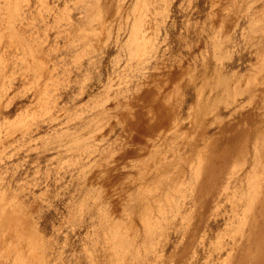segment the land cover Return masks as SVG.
Here are the masks:
<instances>
[{
	"label": "rangeland",
	"instance_id": "374dc122",
	"mask_svg": "<svg viewBox=\"0 0 264 264\" xmlns=\"http://www.w3.org/2000/svg\"><path fill=\"white\" fill-rule=\"evenodd\" d=\"M263 11L0 0V264H264Z\"/></svg>",
	"mask_w": 264,
	"mask_h": 264
},
{
	"label": "bare ground",
	"instance_id": "6f19581e",
	"mask_svg": "<svg viewBox=\"0 0 264 264\" xmlns=\"http://www.w3.org/2000/svg\"><path fill=\"white\" fill-rule=\"evenodd\" d=\"M4 1H5V0H4ZM6 3H7V2H6ZM235 3H236V2H235ZM262 3H263V2H262ZM18 4H19V3H18ZM227 4H228V3H227ZM4 5H5V4H4ZM5 6H6V5H5ZM5 6H4V7H5ZM9 6H10V5H9ZM234 6H235V5H234ZM2 8H3V7H2ZM5 8H6V7H5ZM5 8H4V9H5ZM11 9H12V8H11ZM149 9H150V8H149ZM7 10H8V9H7ZM238 10H239V8H238ZM10 11H11V10H10ZM257 11H258V10H257ZM3 12H4V11H3ZM253 13H254V12H253ZM263 13H264V11H263ZM55 14H56V13H55ZM3 15H4V14H3ZM138 17H139V16H138ZM235 19H236V18H235ZM261 20H262V19H261ZM257 21H258V20H257ZM259 21H260V20H259ZM254 22H255V21H254ZM140 28H141V27H140ZM263 31H264V30H263ZM133 34H135V33H133ZM251 35H252V34H251ZM134 38H135V37H134ZM29 39H30V38H29ZM212 42H213V41H212ZM80 49H81V48H80ZM262 51H263V50H262ZM262 54H263V53H262ZM255 56H256V55H255ZM260 57H261V55H260ZM262 58H263V57H262ZM259 59H260V58H259ZM254 60H255V59H254ZM256 60H257V59H256ZM260 61H261V60H260ZM254 62H255V61H254ZM257 63H258V62H257ZM4 65H5V64H4ZM259 69H260V68H259ZM254 73H255V72H254ZM229 79H230V78H229ZM228 81H229V80H228ZM244 82H245V81H244ZM237 83H238V82H237ZM248 85H249V84H248ZM233 87H234V86H233ZM48 93H49V92H48ZM229 94H230V93H229ZM254 94H255V93H254ZM167 95H168V94H167ZM163 97H164V96H163ZM193 101H194V100H193ZM255 108H256V107H255ZM160 112H161V111H160ZM21 121H22V120H21ZM195 127H196V126H195ZM195 137H196V136H195ZM214 138H215V137H214ZM240 146H241V145H240ZM178 147H179V146H178ZM197 152H198V151H197ZM205 153H206V152H205ZM257 153H259V152H257ZM256 157H257V156H256ZM262 157H263V156H262ZM240 158H241V157H240ZM204 160H205V159H204ZM255 161H256V160H255ZM200 168H201V167H200ZM202 168H203V167H202ZM207 168H208V167H207ZM233 168H234V167H233ZM203 169H204V168H203ZM210 170H212L211 167H210ZM200 171H201V170H199V172H200ZM221 171H222V170H221ZM221 171H219V173H220ZM189 172H190V171H189ZM194 172H195V171H194ZM197 172H198V171H196V175H197ZM210 173H211V171H210ZM212 173H213V172H212ZM254 173H255V172H254ZM212 175H213V174H212ZM212 175H211V176H212ZM247 175H248V177H247L246 175H245V176H246L247 179H248V178L250 177V176H249L250 174L247 173ZM247 179H246V180H247ZM249 179H250V178H249ZM249 179H248V180H249ZM252 180H253V179L251 178V181H252ZM212 181H213V180H212ZM251 181H250V183H251ZM258 181H259V180H258ZM252 183H253V181H252ZM255 183H256V182H255ZM187 184H188V183H187ZM180 185H181V184H180ZM210 185H211V184H210ZM257 186H258V183H257ZM263 186H264V185H263ZM263 186H262V187H263ZM248 187H249V185H248ZM262 187H261V188H262ZM85 189H86V188H85ZM88 189H89V188H88ZM200 190H202V189L200 188ZM218 190H219V189H218ZM256 190H257V189H256ZM249 191H250V190H249ZM259 191H260V190H259ZM176 192H177V191H176ZM202 194H203V193H202ZM217 194H218V193H217ZM245 194H246V193H245ZM260 195H261V194H260ZM257 197H258V196H257ZM260 198H262V197H260ZM263 198H264V197H263ZM258 199H259V198H258ZM169 200H170V199H169ZM204 200H205V199H204ZM256 201H257V200H256ZM203 202H204V201H203ZM251 202H252V201H251ZM251 202L249 201V203H251ZM145 203H146V202H145ZM195 203H196V202H195ZM245 203H246V202H245ZM249 203H248V204H249ZM249 205H250V204H249ZM148 206H149V205H148ZM261 206H262V205H261ZM246 207H248L247 204H246ZM250 207H253V206L250 205ZM250 207H249V208H250ZM249 208H248V209H249ZM262 208H263V207H262ZM193 209H194V208H193ZM254 209H255V207H254ZM167 210H168V209H167ZM250 210H251V208H250ZM250 212H251V211H250ZM260 212H261V211H260ZM183 213H184V212H183ZM190 213H191V211H190ZM247 213H248V211H247ZM261 213H263V212H261ZM148 214H149V213H148ZM186 215H187V214H186ZM190 215H191V214H190ZM190 215H189V216H190ZM253 215H254V214H252V215L250 216V218H252ZM259 216H260V215H259ZM76 218H77V217H76ZM164 218H165V217H164ZM18 219H19V218H18ZM152 219H153V218H152ZM165 219H166V218H165ZM261 219H262V218H261ZM33 220H34V219H33ZM162 220H163V219H162ZM162 220H161V221H162ZM18 221H19V220H18ZM18 221H17L16 229H14V228H13V229L15 230V233H19V234H20V233L22 232L21 235H23V229H22V226H21V224H20L21 221L19 222L20 225L18 224ZM23 221H24V220H23ZM254 221H255V219H254ZM152 222H153V221H152ZM10 223H11V222H10ZM11 225H12V224H11ZM149 225H150V224H149ZM233 225H234V224H233ZM242 225H243V224H242ZM253 225H254V224H253ZM257 225H258V224H257ZM259 225H260V224H259ZM20 226H21V227H20ZM240 227H241V226H240ZM241 228H242V227H241ZM4 229H5V228H4ZM119 229H120V228H119ZM239 229H240V228H239ZM263 229H264V228H263ZM257 231L259 232V230H257ZM248 232H249V231H248ZM262 232H263V231H262ZM122 233H123V232H122ZM148 233H149V232H148ZM260 233H261V232H260ZM111 234H112V233H111ZM124 234H125V233H124ZM246 234H247V233H246ZM109 235H110V234H109ZM259 235L262 236V233L259 234ZM110 236H111V235H110ZM110 236H109V237H110ZM261 236H259V237H260V240H262L261 238H263V237H261ZM21 237H22V236H20L19 238H21ZM114 237H115V236H114ZM120 237L122 238V235H120ZM133 237H134V236H133ZM141 237H142V236H141ZM259 237H258V238H259ZM111 238H112V236H111ZM258 238H255V239L259 240ZM122 239H123V238H122ZM122 239H121V240H122ZM156 239H157V238H156ZM260 240H259V241H260ZM263 240H264V239H263ZM263 240H262V242H259V244L263 243ZM117 241L120 242V240H117ZM254 241H256V240H254ZM133 242H134V241H133ZM154 242H155V241H154ZM41 243H42V242H41ZM124 243H127V242L125 241ZM130 243H132V242H130ZM121 244H122V243H121ZM257 244H258V243H257ZM259 244H258V245H259ZM123 245H124V244H123ZM123 245H122V248L125 247V246H123ZM125 245H126V244H125ZM127 245H128V244H127ZM117 246H118V245H117ZM142 246H143V245H142ZM130 247H131V246H130ZM256 247H258V246H256ZM256 247H255V248H256ZM259 247H260V246H259ZM116 248H117V247H116ZM119 248H120V247H119ZM145 248H146V246H145ZM262 248H263V245H262ZM262 248H261L260 250H262ZM131 249H132V248H131ZM238 249H239V248H238ZM243 249H245V248H243ZM118 250H119V249H118ZM122 250H123V249H122ZM124 250H125V248H124ZM245 250H246V249H245ZM254 250H255V249H254ZM254 250H253V252H254ZM260 250H257V251H256L257 254H258V251L260 252ZM19 251H20V250H19ZM251 251H252V250H251ZM262 251H263V250H262ZM125 252H126V251H125ZM249 252H250V248H249ZM18 253H19V252H18ZM137 253H138V252H137ZM246 253H247V252H245V254H246ZM118 254H119V253H118ZM132 254H133V253H132ZM139 254H140V253H139ZM139 254H138V255H139ZM243 254H244V252H243ZM245 254H244V255H245ZM250 254H253V253L250 252ZM255 254H256V253H255ZM255 254H254V255H255ZM18 255H19V254H18ZM16 256H17V255H16ZM20 256H21V255H20ZM133 256H134V255H133ZM259 256H260V255H259ZM17 257H18V256H17ZM130 257H131V256H130ZM242 257H243V256H242ZM246 257H249V256L247 255ZM254 257H255V256H254ZM256 257H258V255H257ZM262 257H263V256H262ZM116 258H117V257H116ZM258 258H259V257H258ZM250 259H251V258H249V260H250ZM263 259H264V258H263ZM245 260H246V259H245ZM256 260H257V259H256ZM13 261H14V260H13ZM252 261H253V260H252ZM252 261H249V262H252ZM258 261H259V260H258ZM19 262H20V261H19ZM244 262H245V261H244ZM249 262H245V263L248 264ZM252 263H253V262H252ZM250 264H251V263H250ZM253 264H254V263H253ZM258 264H262V262H260V263L258 262Z\"/></svg>",
	"mask_w": 264,
	"mask_h": 264
}]
</instances>
